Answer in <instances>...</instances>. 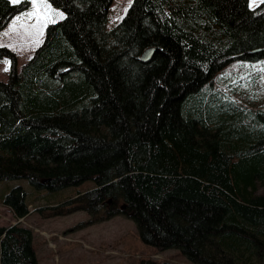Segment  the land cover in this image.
I'll list each match as a JSON object with an SVG mask.
<instances>
[{
  "label": "trees",
  "instance_id": "trees-1",
  "mask_svg": "<svg viewBox=\"0 0 264 264\" xmlns=\"http://www.w3.org/2000/svg\"><path fill=\"white\" fill-rule=\"evenodd\" d=\"M46 1L64 17L20 70L0 47V183L92 182L52 215L124 217L189 264H264V110L208 86L232 63H264V2L133 0L107 30L112 0ZM30 8L0 0V32ZM0 205L29 214L20 187ZM0 264H37L29 229L0 227Z\"/></svg>",
  "mask_w": 264,
  "mask_h": 264
},
{
  "label": "rangeland",
  "instance_id": "rangeland-1",
  "mask_svg": "<svg viewBox=\"0 0 264 264\" xmlns=\"http://www.w3.org/2000/svg\"><path fill=\"white\" fill-rule=\"evenodd\" d=\"M27 1H30L31 8L17 15L16 19L14 17L0 33V47H7L15 53L18 69L29 61L42 44L46 27L64 17L62 12L50 6L46 0ZM132 1L112 0L107 30L122 20ZM260 3L261 0H255V3L249 0V7L254 9ZM5 63L0 61L1 82H6L8 77L9 66L5 68ZM263 65L232 63L217 73L208 86L245 105L253 103L264 110V76L260 72ZM255 72L260 80L253 88L250 75ZM93 186L92 182H86L78 187L47 192L33 189L25 180L1 182L0 200L12 189L20 187L26 194L29 214L23 219H15L9 208L0 205V227L20 225L29 229L32 232V248L37 264H139L142 260L189 264L176 250L159 252L143 244L135 223L124 217L91 225L87 224L90 217L85 212L52 215L50 209L78 192L91 190ZM40 208L46 209L40 212Z\"/></svg>",
  "mask_w": 264,
  "mask_h": 264
},
{
  "label": "water",
  "instance_id": "water-1",
  "mask_svg": "<svg viewBox=\"0 0 264 264\" xmlns=\"http://www.w3.org/2000/svg\"><path fill=\"white\" fill-rule=\"evenodd\" d=\"M152 54H153V50L148 49L142 53V55L140 56V60L142 62H148L151 59Z\"/></svg>",
  "mask_w": 264,
  "mask_h": 264
},
{
  "label": "crops",
  "instance_id": "crops-1",
  "mask_svg": "<svg viewBox=\"0 0 264 264\" xmlns=\"http://www.w3.org/2000/svg\"><path fill=\"white\" fill-rule=\"evenodd\" d=\"M14 19H16V17H15ZM14 19H12L11 21H13ZM11 21H10V23H11ZM10 23H9V24H10ZM9 24H8V25H9ZM8 25H7V26H8ZM7 26H6V27H7ZM0 33H1V32H0ZM1 62H3V61H1ZM4 66H5V68H7V67L9 66V63L6 62V63L4 64ZM19 70H20V69H19Z\"/></svg>",
  "mask_w": 264,
  "mask_h": 264
},
{
  "label": "snow or ice",
  "instance_id": "snow-or-ice-1",
  "mask_svg": "<svg viewBox=\"0 0 264 264\" xmlns=\"http://www.w3.org/2000/svg\"><path fill=\"white\" fill-rule=\"evenodd\" d=\"M11 2L15 4V3H18L19 0H11ZM253 2L255 3V0H253ZM261 2H264V0H261ZM5 70H7V69H5Z\"/></svg>",
  "mask_w": 264,
  "mask_h": 264
}]
</instances>
